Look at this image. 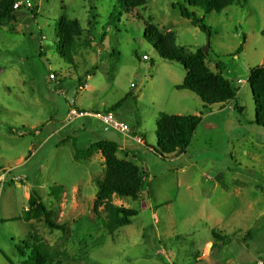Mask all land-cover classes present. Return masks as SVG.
Masks as SVG:
<instances>
[{"label": "rangeland", "instance_id": "374dc122", "mask_svg": "<svg viewBox=\"0 0 264 264\" xmlns=\"http://www.w3.org/2000/svg\"><path fill=\"white\" fill-rule=\"evenodd\" d=\"M20 1L18 15L0 21V167L9 170L0 199V264H20L15 245L32 235L50 264H264V130L254 122L247 82L251 68L264 67V0L209 14L189 7L209 34L180 15L185 0H146L126 11L115 0H27L31 8ZM63 16L75 20L74 64L56 48ZM149 23L173 31L189 52L209 36L208 66L215 71L222 63L236 97L203 106L199 96L177 90L185 71L145 40ZM122 99L114 117L141 142L104 130L91 115L66 119L71 103L96 112ZM163 112L200 115L189 146L168 158L156 150ZM100 138L117 142V156L133 161L145 179L136 199L112 195L114 205L138 211L113 235L102 206L95 210L93 178L104 176V159L99 151L74 157L73 142L84 149ZM32 189L63 230L43 219L14 220ZM212 230L230 242L215 241Z\"/></svg>", "mask_w": 264, "mask_h": 264}, {"label": "trees", "instance_id": "16d2710c", "mask_svg": "<svg viewBox=\"0 0 264 264\" xmlns=\"http://www.w3.org/2000/svg\"><path fill=\"white\" fill-rule=\"evenodd\" d=\"M18 1L0 0V21H7L18 15L17 8H14ZM243 1L246 2V0H185L186 6L180 5L179 11L180 15L187 18L192 25L199 26L202 31L209 34L210 29L203 22V18L199 17L195 11H191L189 7L199 8L203 13L209 14L213 11L220 12ZM115 2L122 11H126L144 6L146 0H115ZM28 8H31V5ZM74 22L75 20L69 21L63 16L59 28L60 33L57 34L59 39L56 45L57 51L70 64H74L73 54L76 45ZM143 36L154 47L160 58L177 62L183 67L185 75L183 81L175 85L177 90H187L199 96L203 106L223 104L236 97L238 90L234 82L223 75L222 63L217 62L215 71L211 70L207 63L208 54L203 53L201 48L194 52L185 50L177 45L176 35L173 31L161 32L152 23L147 24ZM244 42L245 36L243 35L238 51L242 50ZM83 78L79 77V83ZM247 82L253 96L254 122L264 130V67L255 66L251 68ZM123 101L122 99L116 102L106 111L113 112L122 105ZM241 109V107H237V110L240 111ZM199 121L200 115L180 116L160 113L156 122V150L166 158L182 153L189 146ZM9 129L16 133L14 129ZM73 146L76 159H89L98 151L104 159V176L93 179L97 187L95 210L102 206L104 227L109 235H113L119 228L129 225L131 219L138 215V211L133 208L114 205L111 202V197L118 195L133 199L138 198L145 185L144 172L133 161L117 156L119 145L113 140L99 139L84 149L78 148L75 143ZM17 219L24 221L43 219L49 228L64 229L51 220L49 210L34 189L30 191L28 196L27 208L23 210L20 217L14 218V220ZM211 235L215 241L224 245L230 242V239L222 235L220 231L212 230ZM29 239L32 242L15 245L19 256L23 258L20 264H50L48 252L43 248L40 238L32 235ZM212 248L217 247L213 245Z\"/></svg>", "mask_w": 264, "mask_h": 264}, {"label": "built area", "instance_id": "2783aa9c", "mask_svg": "<svg viewBox=\"0 0 264 264\" xmlns=\"http://www.w3.org/2000/svg\"><path fill=\"white\" fill-rule=\"evenodd\" d=\"M23 3L17 2L14 5V8H18L22 5ZM25 5L26 6H30V2L29 1H25ZM143 59H148V57L146 55H143ZM84 86L79 85V89L82 90ZM94 116L98 119L101 120L102 124L104 125V129L105 130H109V129H116L122 133H130L131 134V130L129 128V126L122 122V121H118L115 119L113 112L111 111H96V112H90V111H85L82 109H78L76 107H74V104H70L69 110L66 114V119L67 121H71L73 119L79 118V117H83V116ZM133 138L137 141V142H141V139L139 138V136L133 135ZM9 173V170L0 169V199H1V195L3 192V187L5 182L7 181V175Z\"/></svg>", "mask_w": 264, "mask_h": 264}, {"label": "water", "instance_id": "95a60500", "mask_svg": "<svg viewBox=\"0 0 264 264\" xmlns=\"http://www.w3.org/2000/svg\"><path fill=\"white\" fill-rule=\"evenodd\" d=\"M31 4H33V1H31ZM210 43H209V36L206 38L205 45L202 47L203 53L207 54L209 51Z\"/></svg>", "mask_w": 264, "mask_h": 264}, {"label": "crops", "instance_id": "0c3cea01", "mask_svg": "<svg viewBox=\"0 0 264 264\" xmlns=\"http://www.w3.org/2000/svg\"><path fill=\"white\" fill-rule=\"evenodd\" d=\"M106 111V110H105ZM103 128H104V125H103ZM105 130V129H104ZM73 137H75V136H73ZM100 139H106V138H100ZM99 140V139H98ZM110 140V139H109ZM74 141H75V139H74ZM74 143V142H73ZM89 144H91V143H89ZM119 145V144H118ZM77 146V145H76ZM78 147V146H77ZM120 150V146H119V148H118V150L117 151H119ZM121 151H123V150H121ZM94 179V178H93ZM12 179L10 178L9 179V181H11ZM29 196V195H28Z\"/></svg>", "mask_w": 264, "mask_h": 264}]
</instances>
